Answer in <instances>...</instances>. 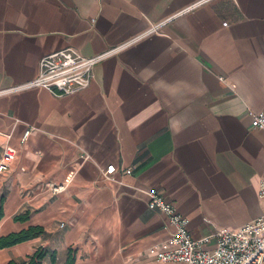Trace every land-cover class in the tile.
Returning <instances> with one entry per match:
<instances>
[{"label": "crops", "instance_id": "1", "mask_svg": "<svg viewBox=\"0 0 264 264\" xmlns=\"http://www.w3.org/2000/svg\"><path fill=\"white\" fill-rule=\"evenodd\" d=\"M63 48L117 50L75 94L20 88ZM263 108L264 0H0V157L17 149L0 174V237L44 228L0 248V264L39 248L42 264H181L149 253L175 230L149 190L196 239L264 214Z\"/></svg>", "mask_w": 264, "mask_h": 264}, {"label": "built area", "instance_id": "2", "mask_svg": "<svg viewBox=\"0 0 264 264\" xmlns=\"http://www.w3.org/2000/svg\"><path fill=\"white\" fill-rule=\"evenodd\" d=\"M226 22L224 25H227ZM95 56H84L73 48H63L43 56L36 78L20 88H45L55 95L63 96L80 92L89 87L93 80V70L112 52ZM254 128H264V108L253 120ZM30 131L24 134L23 142L28 139ZM2 132H0V135ZM9 136V135H8ZM17 158V149L6 145L0 157V174L7 172ZM116 166L111 164L105 175L111 179ZM131 173V169L126 170ZM76 171L70 172L63 182L54 184L55 194L65 191L73 182ZM148 206L168 217L174 233L165 241L152 246L149 253L162 263L181 264H264V214L237 229L218 230L213 237L196 239L190 229V219L179 213L170 201L156 189L148 192ZM260 197H264V175L260 182ZM63 227L64 224L62 223ZM214 243L212 248L206 245Z\"/></svg>", "mask_w": 264, "mask_h": 264}, {"label": "trees", "instance_id": "3", "mask_svg": "<svg viewBox=\"0 0 264 264\" xmlns=\"http://www.w3.org/2000/svg\"><path fill=\"white\" fill-rule=\"evenodd\" d=\"M4 216L3 207L0 206V220ZM27 215L16 216V220H25ZM44 233V228L41 226H32L28 229H23L18 232L10 233L6 236L0 237V248L10 247L18 243L28 241L30 239L36 238ZM47 252L44 249H37L32 255L28 256L27 259L21 261L10 260L6 264H42ZM55 260V255L52 258ZM70 264V263H68Z\"/></svg>", "mask_w": 264, "mask_h": 264}]
</instances>
